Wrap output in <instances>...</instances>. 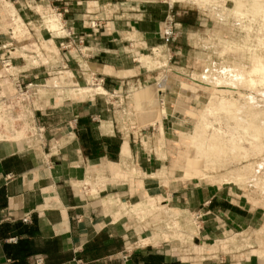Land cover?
<instances>
[{"label":"crops","instance_id":"crops-1","mask_svg":"<svg viewBox=\"0 0 264 264\" xmlns=\"http://www.w3.org/2000/svg\"><path fill=\"white\" fill-rule=\"evenodd\" d=\"M52 2L58 3L56 10L64 19L67 33L63 31L61 37L47 40L49 34L38 21L37 6L25 7L29 15L24 13L37 45L53 42L57 49L49 59L35 56L38 65L33 67L22 54L12 56L14 50L27 56L26 46H18L14 37L0 35V63L11 59L25 85L46 86L32 99L33 119L44 128L45 143L21 138L19 130H13L12 137L0 135V219H4L0 264H35L41 257L44 264H264L261 251L245 243L260 222L256 209L231 191L208 187L175 190L166 205L178 210L181 218L195 212L204 215L195 233L201 242L195 254L183 253L178 244H142L154 238L151 234L157 221L151 220L150 229L144 220L127 215L117 218V213L124 210L119 201L124 206L154 189L145 183L139 193L131 195L127 183L121 181L125 164L137 163L143 170L146 156L134 150L131 137L123 134L115 105L97 97H62L59 87L48 85L52 74L65 71L80 85L97 78L115 96L126 87L141 86L148 71L137 66L136 53L163 48L167 16L173 13L179 19L190 15L189 11H178L176 5L165 9L133 5L127 0H39L37 4L45 7ZM94 22L98 29L92 28ZM70 34L75 43L65 48ZM147 162L152 164L150 159ZM27 216L30 221L23 222ZM232 235L248 239L227 248L216 245ZM128 252L130 258L125 261Z\"/></svg>","mask_w":264,"mask_h":264},{"label":"rangeland","instance_id":"rangeland-1","mask_svg":"<svg viewBox=\"0 0 264 264\" xmlns=\"http://www.w3.org/2000/svg\"><path fill=\"white\" fill-rule=\"evenodd\" d=\"M38 1L0 0V35L4 36L6 34L8 35L7 37H14L18 46H26L27 56L24 55L25 53L18 52V50L12 51V56L19 57L22 54L27 64H31L33 67L38 65V59L35 56L45 60V58H50L52 51L56 53L58 51L53 47V42H45L44 47L37 45L38 42L35 41L26 26L30 21L26 20L25 14L29 15V12L25 13V11H28L25 7L30 5L33 7L37 6L39 11L38 18L40 19L38 21L45 29L44 31L49 34L47 40L52 37H61L64 31V19L59 16V10H56L58 3L52 2L51 6L41 7L37 4ZM116 1L123 2L124 0ZM176 1L173 6L176 5L178 11H189L190 15L180 16L177 19L173 13L169 14L167 18L172 17L177 37L167 44L164 35H162V45L164 47L160 48L159 52L153 50L148 52L138 51L136 53L134 59H137L139 63L137 66L145 69L144 71H148L147 77H145L146 80L141 86L135 87L132 85L126 87L123 94L115 96V92L108 93L105 91V88H103L104 84H101V80H97V78L93 81L89 80V84L82 83L80 85L71 73H65L62 70L58 75L52 74L50 78H53V80H50L48 85L59 87L58 91L62 97H70L73 100L97 97L115 105L118 112L117 116L122 121L120 128L123 134L131 137V145L134 150L138 149L141 155L146 156L142 163L148 164V166L142 164L143 170L139 168L140 166L137 163L131 165V162H128V164H125L121 181L127 183L131 195L139 193L145 183L150 186L149 188L154 189L143 192L140 194V198L133 199L131 203L128 200L124 203V206L119 201L118 204L121 209L123 210L124 208L122 215H127L129 219L136 220L138 218L140 221L144 220L151 227L150 229H152L151 220L154 219L157 221V226L153 227L151 234L154 235V240L157 238L159 243L178 244L183 253L193 255L195 254V246L201 244L200 241L196 240L197 238L195 239L196 232L200 229L199 221L197 222L195 217L198 212L181 218L178 210L173 209L172 206H166L167 200L171 199L173 191L191 186L208 187L212 191H231L241 201L249 202L251 207L256 209V213L260 216V222L257 224L255 231L250 233V241L243 236L235 237V235H232L216 243V245L227 248L230 244L242 245L244 240H246L245 243L248 246L256 247L264 255V163L261 167L260 165L256 166L258 168L255 166L239 168V171H236L237 174L233 172V175L230 176L236 177V180H232L231 183V180L220 182L212 178L213 176L221 177V175H224L227 172L224 171L225 169L218 170L217 172L219 173L207 172L205 174L206 178H203V176L197 177L193 174H186L184 172L185 164L183 165L182 162H179L184 158L183 154H185V157L189 156V154L191 155L193 149L192 145L189 144L190 140L188 137L194 133V128L196 129L197 124L201 120L208 125L209 133H212V131L213 133L216 132L220 137L231 138L237 143L243 140L236 133L237 127L226 120L225 113L221 112L212 116L205 112L204 106L207 104V97L212 96L214 89L216 87L221 88V85H227L225 87L222 86L226 91V97L234 93V97H228V101L224 96L226 100L225 98L223 99L226 105L229 102L233 103V99L236 100L237 98L238 101L245 95L251 96V99H257L260 95L264 97L263 80L257 85H253L252 88H247L243 87L246 83L240 82L242 79L245 81L244 77L242 79L239 77L238 79L236 76L240 70L254 66L260 70L255 73V77L259 76L264 79V71L261 69V66L264 65V2H260V6L257 7L255 4L258 3L255 0H197L196 3L195 0L193 2H190V0ZM127 2L133 5L160 6V8L165 9L170 5L171 0H127ZM37 8L35 11H37ZM48 15L58 16L60 19L59 31L52 33L48 31V28L46 29L48 26L45 25L44 21H46V17H49ZM167 18L163 24V33ZM200 18H202L201 22ZM17 26L21 27V31H18ZM66 33L64 31V35ZM49 43L52 47H50ZM19 77V73L14 71L13 66L6 67L0 63V88L2 91L0 95L11 98L17 96V90L13 82H16ZM218 80L221 82H219L220 84ZM231 80H234L232 82L235 84L231 82L228 84V81ZM20 81H22L21 78ZM165 81L166 90L160 88V85ZM223 81L225 84H222L224 83ZM238 84L240 86L239 89ZM98 87L103 88L104 91H96ZM153 87L156 90L155 93H158V97L152 100V104H155L157 108L152 110L149 106L136 104L134 100L135 93L142 90L147 91L150 88L153 89ZM83 89H87V91L84 93L81 91ZM262 99L263 101L259 102V104H263L264 107V98ZM31 103L32 99L30 100V105ZM241 103H233V109L235 107L239 108L242 105ZM31 108L34 107L32 106ZM0 110V135L8 137L10 135L12 137L13 130H19L18 134L21 138H27L29 133L33 134V131H31L32 126H25L19 120V123H17L16 120L21 115V111L19 113L9 112L4 106L2 108V104H0ZM259 112L261 113L262 110ZM163 121L167 122L165 132L163 130ZM182 134H184L183 138ZM182 139H185L186 144L182 145ZM252 143L249 144L250 147H253ZM254 146L256 147L252 148L250 154L252 157H255L256 154L259 156H256L258 158H255V161L252 160L254 157L250 158V163L264 162V146L261 147L255 145V143ZM190 148L192 150H189ZM257 149L258 151H256ZM147 159H150L152 164H149ZM139 162H141V158ZM113 173L118 174L119 168L117 167ZM188 175L192 177H188ZM235 175L243 176L244 181L242 178L238 179ZM250 176L252 177L251 179ZM110 182L114 183V181ZM87 185H91L92 188L96 187L92 182H88ZM137 202L141 203L136 204ZM166 211L167 213L169 211L170 214H167ZM178 223L180 225L176 229ZM174 231H178V234ZM151 235L149 234L148 237ZM174 235L176 239L172 237ZM230 238L231 240H229ZM202 244L204 247H208L207 244L203 242Z\"/></svg>","mask_w":264,"mask_h":264},{"label":"bare ground","instance_id":"bare-ground-1","mask_svg":"<svg viewBox=\"0 0 264 264\" xmlns=\"http://www.w3.org/2000/svg\"><path fill=\"white\" fill-rule=\"evenodd\" d=\"M191 1L193 2L194 0H190V2ZM196 1L197 0H195V3H196ZM176 2H177L176 0H171L170 6H173V4ZM255 2L258 3L255 5H257V7H259L260 6L259 3L260 2L263 3L264 0H255ZM37 11H38V8H37ZM42 18H45V17H42ZM43 20H45V19H43ZM44 22L46 23L45 25L48 26V27H46V29L47 28L49 29L48 31H51L52 33L59 31L60 19L58 18V16L46 17V21H44ZM20 28L21 27L17 26L18 31H21ZM205 47H207V46H205ZM155 51L159 52L158 50H155ZM143 58H145V57H143ZM261 69H263L262 71H264V65L261 66ZM258 71H260V70L256 69L254 66H252L249 69L244 68V69L240 70L236 74V76L238 79H239V77H241V79L244 77L245 81H243V79L240 81V82H243V84L246 83L244 86L241 83L243 87L252 88L253 85H257L262 80L264 81L263 77H259V76L255 77V73H257ZM237 78L235 77V79H237ZM255 78H257L260 81H258ZM206 79H207V77H206ZM232 81H234V80L228 81V84H229V82L233 83ZM219 82L220 81L218 80V83ZM222 84H225V82ZM233 84H235V83H233ZM222 86L225 87L227 85H221V88L216 87L214 89V93H212V96L207 97V101H206L207 104L204 106L205 112H208L212 116H213V114L218 115L221 112L225 113L226 120H228L229 123L230 122L233 123L234 126L237 127L236 133H238L240 135V137L243 138V140H241L240 143L239 142L237 143L236 141H233L231 138L226 139L225 137H220L219 135H217L216 132L213 133V131H212V133H209L208 132L209 131L208 125L205 124L203 120H201L197 124L196 129L194 128V130H195V131L193 130L194 133L188 137L190 140L189 144L192 145V149H193V150L191 148L189 149V150H192L191 155L189 154V156L185 157V154H183L184 158H182V159H184V161H182V159H181L179 162H182L183 165L185 164V166H184L185 171L184 172L186 174H193L197 177L203 176V178L204 177L206 178L205 174H207V172L208 173L209 172L219 173V172H217L218 170H220V169L224 170L225 169L224 171H227V172L224 173V175H221V177L220 176H217V177L213 176L212 178H214L216 181H220V182H226V181L231 180V183H232V180L235 181L236 177L234 178V177H230V176L233 175V172L235 173L237 170L239 171V168L242 169V168H249V167H253V166L256 167L259 165L261 167L264 163V162H258V163L254 162L256 156H259L258 154H256L255 157L253 156L254 159H252V160H254L253 161L254 164L252 162L250 163V158H253L252 155L250 154V151L252 150L253 147H256V146H254V143H255V145H259L261 147L264 146V107H263V104L262 105L259 104V102L263 101L262 98H264V97H262L260 95L257 97V99H251V96L245 95V96H242L240 99L238 98L239 99L238 101H237L236 97H235L236 100L232 98L233 99L232 102L234 104L235 103L240 104V102H242L241 103L242 105L239 108L235 107V109H233L234 104L229 102L230 105H229V103H227L229 105L228 106L225 104L226 103L225 100L227 98V101H228V99H229L228 97H230V96L234 97V93H231L232 95L226 97L225 96V95H227L226 91H225V89L222 88ZM233 86L235 87V85H233ZM233 86H232V88H233ZM160 88H163L166 90V88H167L166 81L160 85ZM228 88H230V87H228ZM239 88H240V86L238 84V89ZM100 90H103V88L98 87V89H96V91H100ZM228 90H230V89H228ZM81 91H83L85 93L87 91V89H83ZM155 92H156V90L154 89V87H153V89L150 88L147 91H145V90L139 91V92L135 93L134 100H135L136 104L149 106V108L153 110V109L157 108L155 106V104L154 105L152 104V100L154 98L158 97V93H155ZM237 93H239V92L237 91ZM223 98H225V100ZM237 107H238V105H237ZM136 109H137V106H136ZM158 109H159V107H158ZM261 110H262V112L260 113L259 111H261ZM154 113H156V112H154ZM152 116H153V114H152ZM183 135L184 134H182V138L184 137ZM233 138H235V137H233ZM182 140H183L182 145L186 144L185 139H182ZM251 142H253L252 143L253 147L249 146V144ZM246 143H248V145H246ZM259 146H257V147H259ZM256 151H258V149ZM256 168H258V167H256ZM236 174H237V172H236ZM185 176H187V175H185ZM190 176L188 175V177H190ZM235 176H237V175H235ZM242 177L237 176L238 179L242 178ZM251 178L252 177L250 176V179ZM195 179H197V178H195ZM243 181H244V179H243ZM98 185H101V184H98ZM150 203H152V202H150ZM158 204H159V202H158ZM152 205H153V203H152ZM125 211H128V210H125ZM173 211H175V210H173ZM173 211H172V214H173ZM178 212L176 213L177 216H178ZM166 213H167V211H166ZM168 213H169V211H168ZM122 214L123 213H121V211L118 212L117 218H119ZM174 215H175V213H174ZM174 215H172V216H174ZM178 225H180V223H178L176 225V229H177ZM170 226H171V224H170ZM171 232H173V231H171ZM174 232H177V234H178V231H174ZM174 234H176V233H174ZM172 237L175 238V235ZM154 242L157 243L158 239L154 240L153 238H146L141 243L144 245H147L149 243H154Z\"/></svg>","mask_w":264,"mask_h":264},{"label":"built area","instance_id":"built-area-1","mask_svg":"<svg viewBox=\"0 0 264 264\" xmlns=\"http://www.w3.org/2000/svg\"><path fill=\"white\" fill-rule=\"evenodd\" d=\"M92 28L93 29H98L99 25L94 22L92 23ZM164 38L166 43H170L171 40H173L175 37H177L176 33H175V27H174V21L172 19V17L167 18V22L165 23V29H164ZM72 35L70 34L68 36V38L70 40H68V43L66 45H63V47L68 48L70 47L72 44L74 45V41L71 39ZM11 59H4L2 61V64L5 65L6 67H11ZM15 87L17 89V96L15 97H6L1 96L0 95V104H2V108L3 106L6 108L7 111L11 112L13 111V113H19L20 111L22 112L21 115L19 116V118L22 122L23 125L27 126L30 125L32 126V130L33 134H28L27 138L30 139V142H39L40 144H44L45 143V131L44 128L41 127L39 125V123L35 122L33 120V108L32 107V103L30 105V100L33 99V97H35L39 91V88H45L44 86L41 87V85H33V84H27L25 85L22 81H20V78H18L15 82ZM22 106V107H21ZM1 111V110H0ZM30 117L32 118V120H30ZM17 121V120H16ZM19 121H17V123H19ZM26 124H25V123ZM203 214L198 212L196 213L195 217H196V221H200L203 218ZM4 219H0V224L3 222ZM30 221V218L27 216L23 219V222L28 223ZM200 227V226H199ZM16 239L11 240V242H16ZM130 252H128L127 254H125L123 256V259L125 261H128L130 258L129 255ZM44 258H37L35 260V264H44Z\"/></svg>","mask_w":264,"mask_h":264}]
</instances>
